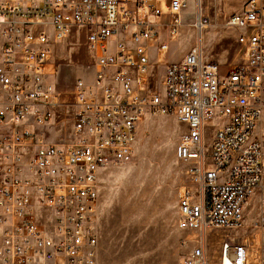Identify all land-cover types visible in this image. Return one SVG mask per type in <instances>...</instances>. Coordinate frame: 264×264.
<instances>
[{"label": "built area", "instance_id": "1", "mask_svg": "<svg viewBox=\"0 0 264 264\" xmlns=\"http://www.w3.org/2000/svg\"><path fill=\"white\" fill-rule=\"evenodd\" d=\"M190 1L201 36L204 0H0V264H97L100 173L132 162L147 115L186 126L176 224L194 245L180 264H213L210 242L217 264H264V194L245 220L264 179V0L225 21L237 32L236 65L223 73L196 42L153 91L150 58L160 63L178 39ZM71 27L86 30L93 63L67 102L51 77ZM66 109L71 140L54 142L49 129Z\"/></svg>", "mask_w": 264, "mask_h": 264}, {"label": "rangeland", "instance_id": "2", "mask_svg": "<svg viewBox=\"0 0 264 264\" xmlns=\"http://www.w3.org/2000/svg\"><path fill=\"white\" fill-rule=\"evenodd\" d=\"M245 1L204 0L203 11L210 23L201 36L189 26L195 9L190 1L178 39L170 43L160 63L155 56L150 58L149 88L160 91L165 64L181 59L196 42L203 48L204 60L218 64L223 73L236 65L241 57L237 32L226 27L225 21L233 12L241 11ZM85 39L84 28L71 27L65 39L54 46L53 79L67 102L74 81L92 75L93 60ZM70 117L69 109L57 115L58 126L49 129L54 142L71 140ZM213 130L210 125L207 142ZM185 131L186 126L175 116L147 115L138 125L132 162L106 169L104 177L115 183L109 186L112 195L101 219L97 264H180L189 255L194 245L192 236L176 224L178 192L188 180L186 165L175 157V148ZM248 205L245 220L250 223L257 211L253 203ZM208 253L217 264L216 242H210Z\"/></svg>", "mask_w": 264, "mask_h": 264}, {"label": "crops", "instance_id": "3", "mask_svg": "<svg viewBox=\"0 0 264 264\" xmlns=\"http://www.w3.org/2000/svg\"><path fill=\"white\" fill-rule=\"evenodd\" d=\"M52 82L55 83L54 79H53V75L51 77ZM108 172V170H103L100 173L99 176V188H98V203H97V210H98V222H97V235H98V240H99V234H100V226H101V219H102V215L104 210L107 208L108 206V201H110V196L112 195V189L111 187H109L110 185H112L113 183H115L113 181V179H107L106 177H104V174ZM264 194V179H263V187L260 188L259 190L256 191V193L252 196V198L249 200V202L247 203L245 210L247 211L248 208V204L253 203V209H258V205H259V199L260 197ZM107 201V202H106Z\"/></svg>", "mask_w": 264, "mask_h": 264}]
</instances>
